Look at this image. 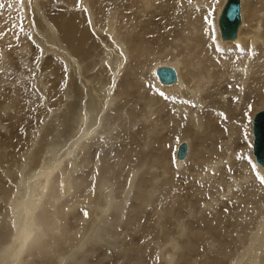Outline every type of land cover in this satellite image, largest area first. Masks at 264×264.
Wrapping results in <instances>:
<instances>
[{"label":"bare ground","instance_id":"bare-ground-1","mask_svg":"<svg viewBox=\"0 0 264 264\" xmlns=\"http://www.w3.org/2000/svg\"><path fill=\"white\" fill-rule=\"evenodd\" d=\"M24 1L28 5L33 4L37 9L40 22L45 25L44 30H38L37 25L33 26L35 21L32 17L35 13L30 11L31 14H28L26 11L24 14L21 12L26 28L36 29L37 34L35 35L44 48L43 52L48 50L51 54L58 55L68 65L67 78L69 82L63 91L67 94L69 102L65 104L63 113L59 111L60 118L54 119L59 121L61 118L66 119L68 124L65 128L67 127L66 131L70 133L64 135L63 130V134L57 135V140L60 139V141L53 145L50 143L51 148H48L49 143H46V146L41 148L38 146L29 153L27 165L38 162V159L41 160L46 153L52 157L45 160L46 163L50 162L49 165L40 163L38 164L39 168L36 165L33 166L30 176L29 173H24L27 169L26 164H21L20 159L13 155V151L10 152V144L16 137H20L19 129L22 133V138H19L21 141L17 139L19 144L29 143L32 140L31 136H33L34 127L37 124H35V120L23 119L24 114L26 117L30 115V109L27 108L25 112L23 106H33L35 95L32 85L36 82V77L38 76L40 80H37L35 86L38 85L44 92L48 88L51 93L50 95L49 91L45 92L48 100L46 102L48 105L46 103L45 105L50 107L52 100L58 101V94L63 91L57 93L56 80L46 77L55 75L58 80L63 71V65L59 66L48 57L47 60L40 58L41 63H34L33 66L29 61L30 53L35 52L33 41L27 42V39L18 33L15 22H9L7 19L1 20L0 26L2 27L4 24V27L0 29V38L2 37L0 45L4 49L17 45L16 53L20 56L19 60L23 65V69L16 72V77L11 78L10 72L15 71V68L3 49L0 51V57L2 56V60L0 59V72H2L0 85L8 84L15 87V93L10 90L8 95L4 90L0 95L1 191L11 192L10 190L13 188L11 185L17 182L18 173L23 172L24 174L18 181L21 190L18 194L15 193L12 198V208L16 210V236L8 246L0 245V264H36L30 262V259L33 257L34 247L41 241L40 237L48 236L44 225H48L45 218L49 213L43 210L39 212L38 205L41 204L43 197H51L53 194L50 195V192L55 193L60 187V181H57L55 176L61 168L63 170L66 159L70 160L74 166L71 173L77 169L78 174L76 175L75 171L74 176L71 177L70 172L66 173L68 176L64 177L66 183V186L63 184L64 189L71 190L75 186L86 192H83L84 197L90 201L93 200L91 201L93 202L92 207L88 204V217H99V222H97V229L92 232L93 234L89 238L87 237V244L72 251L67 257L60 258L58 264H92L93 260L90 257L96 253V250L91 249L90 242L92 239L97 241L105 223L114 225L117 231L108 239L123 241L122 246L117 244L122 248L119 253L123 251L118 255V264H148L147 250L149 246L143 248L142 241L147 244L146 241L155 235L154 228L147 229L145 226L148 219L147 205L155 190L154 188L152 192L147 190V186L141 180L142 177L139 176L141 167L135 168L133 172L136 177L140 178L135 185V195L130 198L131 204L127 205L128 200L127 202L122 201L123 207L121 201L116 204L114 187L117 184V179L120 178L117 175L118 171L123 170V167H116V169L112 161L117 157L115 161L121 160L123 163L122 160H127L131 150L128 148L120 151L114 147L116 156H110L109 150L107 151V149H112L109 145H115L113 139L117 138L118 133L114 131L121 126L127 127L129 124L126 129L131 133L140 118L144 122L140 126L144 128L145 131H143L146 132V135L149 134L148 138L152 135L158 140L161 129L173 128L176 133L181 131V140L186 139L185 141L188 143L185 157L180 158L179 145L175 146L177 143L174 142V148L177 147V150L176 153L175 149L170 153L172 168L166 161L168 153L165 154L163 149L155 161L158 164V169L169 168V171L179 172L181 175L183 168H186L187 172L184 177L188 175L194 184V191L196 189L198 191V193H190V195L197 199L193 200L194 197L192 199L189 196L187 198L190 201L181 198L180 202L177 196H180L181 193L177 192L175 195L177 190L173 189L177 184L173 182L174 180L169 179L166 180V188L169 187L168 193L166 192L168 194L167 207H162L164 209L161 211L156 208L155 211L153 208L150 209L157 217L154 220L155 225L158 226L161 221L163 223L161 231H159L161 236L170 239L174 245L176 243V254L183 252L182 263H179L178 259L177 264H192L193 261L196 264L195 261L199 256H195L193 252L199 251L201 244L208 241L206 238L217 236V234H219L218 238H226L225 232L228 228L226 226L236 224L239 226V231H236L237 240L243 243L242 246L240 245V250L235 253L237 258H230L231 262L229 260L228 264H264V190L257 188L264 180L262 159V155H264V108L256 111L264 106V0H241V22L237 37L234 39L223 38L219 25V17L227 0H82L81 7L83 6L84 13L81 14L71 10L75 5L64 1L60 3V6L65 7L64 10H61L65 13H58L60 11L57 10L52 12V16L48 7L44 5V0ZM0 5H4L2 8L0 7V11L5 12L11 11L14 5L18 6L14 11L25 9L22 3H13V0H0ZM122 6L126 7V13L123 15L120 14ZM212 13L213 15H211ZM254 20L258 21V25L261 22L262 24L255 31L251 30L253 31L251 34H247L245 28ZM33 33L34 31L32 35ZM91 35L94 37L93 40L96 39L99 44L90 42ZM30 37L34 40V36ZM154 37L157 44L153 42ZM94 54L97 55L94 57ZM89 58L94 60H89ZM43 61L45 63L42 65ZM85 61L91 62V64L85 66ZM159 66L173 67L177 73V80L167 82L163 79L160 74H157ZM97 67L98 71L95 70ZM139 69H142V74H144L143 71H146V76H141L140 79L135 77L136 72L140 71ZM27 70H29V74ZM89 70L96 71L90 78L92 81L98 80V83H92L87 77L86 72L88 73ZM36 73L38 74L36 75ZM109 74L113 75L109 82L105 83L104 80H101L104 75ZM41 75L43 76L41 77ZM143 78H146L145 81H142ZM17 82L20 84L16 85ZM155 87L163 89V91L159 92ZM133 88L136 89V93L132 91ZM121 97H123V102L120 101ZM137 98L141 103L136 100ZM139 105L142 109H136ZM113 110H116V113ZM70 120L73 121L71 127ZM148 121L149 123H146ZM18 124L21 127H18ZM51 127L52 124L44 125L41 130L43 131L42 135L45 133L44 137L49 135ZM257 128L260 131L259 140ZM102 134H106L107 139L101 140ZM120 134L119 136H121ZM121 137L123 138L125 135ZM127 138L129 139V136ZM92 143L97 145V150H91L90 144ZM104 144H108L107 149ZM120 144L122 147V143ZM97 152L99 153L98 157ZM14 153L16 154L15 150ZM173 153L176 154L175 161ZM78 160L80 163H75ZM96 170L100 176L98 178L99 185L95 193L91 194L89 178L94 175ZM79 172L81 173L79 174ZM213 182H218L215 183L218 186L225 185L223 191L226 192L227 197L236 198L237 206L234 201L233 204L236 208L231 207L234 209L228 214L230 218L225 215L220 199L222 196L219 198L217 194V198L216 193L214 195L211 192L213 195L211 198L210 191H212ZM206 184H209V187H207V191H204L201 186ZM137 185H139L138 188ZM105 190L108 193L102 195ZM184 190L190 192L191 188ZM22 195V199L17 197H22ZM129 196L126 195V197ZM104 200L108 202L104 203ZM182 200L186 201L182 202ZM199 201H206L209 206L203 204L202 207L201 203L197 205ZM47 203L48 201L45 202V206ZM103 204H110L112 207L109 206L108 210L102 212ZM255 207L258 214L254 213ZM37 210L44 217L37 218L38 221L35 220ZM183 210L187 213V219H184L186 214H183ZM179 211L181 213L178 214ZM101 212L104 213L103 216L100 214ZM110 216H112V221H108ZM122 219L126 226H123L124 228L120 225ZM50 222L58 227L56 219L54 221L50 219ZM175 222L176 233L171 229ZM202 222L203 225L200 227ZM247 224L250 231L245 236V233L240 230L246 229ZM119 227H121V232L118 231ZM36 229L42 230L43 233L33 234ZM115 229L111 231L114 232ZM135 234H139V245L133 244L132 237ZM180 236L185 237V243L180 241ZM209 240L212 239L209 237ZM229 244L228 246H231ZM111 247L106 246L103 249L104 252L107 253L108 248ZM213 247L215 248V246ZM219 248L223 247L219 246ZM61 249L66 248L59 246L56 252H64ZM43 254H41V262L37 264H49V259L54 258H47L46 253ZM103 255L105 254L103 253ZM164 255L165 253L162 264L166 258ZM203 256L205 255L203 254ZM132 257L134 262H131ZM135 257L136 259H134ZM170 263L171 261H168V264Z\"/></svg>","mask_w":264,"mask_h":264},{"label":"rangeland","instance_id":"rangeland-1","mask_svg":"<svg viewBox=\"0 0 264 264\" xmlns=\"http://www.w3.org/2000/svg\"><path fill=\"white\" fill-rule=\"evenodd\" d=\"M15 1L18 4H21V0H18V1L17 0H13V3H16ZM64 1L66 3H68V4H70V5H75L74 8L71 9L72 11L80 12V14L84 13L83 6L81 7L82 0H44V2H45L44 5L46 7H48V9L50 10V15L52 16V12H56L57 10L60 11L58 13H65V11H61V10H64L65 7L60 6L61 5L60 3L64 2ZM22 4L25 6L24 7L25 9H23L21 7L22 8L21 11L18 10L20 13L18 11H14V9L18 7V6L16 7L15 5L12 6V10L11 11L10 10L7 11V12L0 11V23H1V20L5 21L6 19L9 22H15V28L18 31V33H20L22 37H25L27 39V42L30 43V42L33 41L32 43H33V47L35 48V52L34 53L31 52L30 53V57H29V61L31 62V64L33 66H34V63H41L40 60H39L40 58H43L44 60H47L48 57H50V59L53 60L59 66L62 67V65H63V68H62L63 71L61 73V76L58 77V80L56 79L55 75L53 77H46L47 79L50 78L51 80H56V82H57L56 83V92L57 93L60 92V91H63L67 87L68 82H69V80L67 78L68 77L67 76L68 75V73H67L68 72V65L65 63V61L61 60V58L58 55L51 54V52H49L48 50L46 52H43L44 48L42 47V44L40 42H38V38L35 35V34H37L36 33L37 31H35L36 29L32 28L33 31H34V33L32 35L33 31H32L31 28H28V29L26 28L25 22H24V18L21 16V12H22V14H24V12H26V11H28V14L30 13V11L35 13V14H33L32 18H33V21H35L36 23L34 22L33 26L35 25L34 27H36V25H37L38 30L39 29L44 30L43 27H45V25L42 24V22H40V18L37 15V9L33 6V4L30 3L28 5V4L25 3V1ZM23 5H21V6H23ZM2 6H4V5H0L1 8H2ZM125 13H126V7L122 6V8L120 9V14L123 15ZM211 15H213V13ZM210 21H211V19H210ZM257 22L258 21L254 20V21H252L250 23L251 26L249 25V26H247L245 28L247 34H251L253 32L251 30L255 31L256 28L260 27L262 22H261V24L259 23V25L257 24ZM83 24H84V22H83ZM3 27H4V24H3L2 27L0 26V29L3 28ZM248 27H249V29H247ZM29 30L32 31V32H30ZM30 36H34V40ZM0 39H2V37ZM93 39H94V37L92 36L90 42L92 41V42H95L96 44H99L96 39L95 40H93ZM153 42H154V44H157V40H156L155 37L153 39ZM234 43L236 44L238 42H234ZM2 49H3V52H5L9 56V59L12 61V64H13V66L15 68V71H11L10 75H11V78H15L16 75H17L16 72L18 70H22L23 69V65L21 64L22 61L19 60L20 56H18L17 53H16L18 47H17V45H15V47L5 48V49H7V50H5L4 47L0 45V51ZM40 55H41V57H40ZM95 55H97V54H94V57H95ZM0 59L2 60V56L0 57ZM90 59L94 60L93 58H89V60ZM44 63H45V61H43L42 65ZM84 64H85V66H89L88 64H91V62L88 63L87 61H85ZM103 67H104V64H103ZM159 67H161V66H159ZM95 70L98 71L99 70L98 67ZM139 70L140 71L136 72V76L135 77L138 78V79H140L141 76L145 77L146 76V74H145L146 71H143V73L145 74L144 75V74L141 73L142 69H139ZM95 72L96 71H94V70H89L88 73L86 72V75H87L88 78H90V77H92L91 76L92 73H95ZM27 73L29 74V70H27ZM0 74H2V72H0ZM37 74L38 73H36V75ZM110 75L111 74H109L107 76L104 75V77L102 76L103 78H101V80H104L105 83L109 82L110 78L113 76V75L112 76H110ZM42 76L43 75H41V77ZM156 77H157V75H156ZM144 79H146V78H143L142 81H145ZM37 80L38 81L40 80V79H38V76L36 77V82H35L36 84L38 82ZM90 80H91V78H90ZM158 80H159V78H158ZM111 81H112V79H111ZM91 82L95 84V83H98V80L97 81H95V80L92 81L91 80ZM159 82H160V80H159ZM35 83H34V85H32V89H33V92H34V95H35V100L33 102V106L32 107H29L28 105L26 107L23 106V109H24L25 112L27 111V108L30 109V115H28L26 117V114H24L23 115L24 116L23 119L26 118L27 120H30V121L35 120V124H37L34 127V134H33V136H31L32 140L29 143L22 142L21 144H19L20 143L19 141H21V140H19V138L20 137L22 138V133H21V131L19 129L20 137H16L13 140V142L10 144V149H9L10 152L13 151V155L16 156L17 158H19L20 159L19 161L23 165H25L26 162L28 161L29 153L32 152L34 149H36L38 146L41 148L42 146L43 147L46 146V143H49L48 148H51L50 143L53 145L54 143L60 141V139L57 140V135L59 136V135L63 134L62 133L63 130L65 132L64 135H66V134L69 135V133H70V132L66 131L67 127L65 128V126H67V124H68L66 119L61 118V120L63 119L62 121L54 119V118H58V119L60 118L59 111L62 112V113L64 112L65 104L67 102H69L68 101L69 99H67V94H65L64 91L59 93L58 94L59 100L58 101H53L52 100V103H51L52 107L51 106L47 107L46 105H48V104L46 102H48V100L46 99L45 92L47 93V91H49V89L46 88V91L44 92V91L40 90L38 85H37L38 87L35 86ZM19 84H20V82H17L16 85H19ZM145 85H146V83H145ZM164 85H168V84H164ZM48 87H51V85H48ZM145 87L147 88V85ZM156 89L159 92L163 91V89H158V88H156ZM4 90L7 91V94H8V92L10 90L15 93V87H13L11 85H8V84H6L5 86H1L0 85V95H1V93ZM153 90H154V88H153ZM132 91L136 93V89L135 88H133ZM49 94L51 95L50 91H49ZM50 95H49V97H50ZM25 98H27V97H25ZM121 99L122 100H120V101L123 102L124 101L123 97H121ZM136 100H138V98ZM138 101L140 102V100H138ZM45 103H46V105H45ZM140 106L141 105L137 106L136 109H139V108L142 109V107H140ZM262 108H264V106L258 108L256 111H258V110H260ZM40 111H41V113H40ZM113 111H115L114 113H116V110H113ZM138 111H140V110H138ZM43 114H45V115H43ZM56 114H57V117H55ZM142 120L143 119H141V118H140V120L138 119L137 123H135L136 125L133 128L134 130L131 133H130V131L128 129H126V128H128L129 124H128L127 127L126 126H121L118 129H116L117 131L115 130L114 132L115 133L117 132L118 136H117V138L113 139L115 145H113V146L109 145V147H112V149H107L108 144H104L106 146L105 148L107 149V151L109 150L108 152L110 153V156H116L117 155V154L115 155L116 150H113L114 147H115V149L116 148L120 149V151L121 150H126L128 148H129V150H131V154H129V157L127 158V160L126 159L122 160L123 163L121 162V160H116L115 161V159H117V157L116 158L114 157L115 159L113 158L114 161H112V162H114V163H112V164L115 165V168L116 167L120 168V166L123 167V170L118 171L117 175H119L120 178L117 179V184L114 187V189H115L114 196L116 197L117 201H115L116 200L115 198L113 200L116 202V204L121 201V206L122 207L124 206L122 204V201L124 200V201L127 202V200H128L127 205L129 206L131 204L130 198L133 195H135L136 182H137V180H139L140 177H142L141 180L144 183V185L147 186V188H148L147 190H150L151 192L153 191L152 190L153 188L155 190L153 195H151L150 203L147 205L148 206V210H147L148 219H147V222L145 223V226H146L147 229L148 228H154L155 229V233H154L155 235L152 236L151 239L146 241L147 244H145L142 241V247L143 248H146L147 245L149 246V249L147 250L148 264H162V261H163L162 259H163V254L164 253H165L164 256L166 257V258H164V264H168V261L169 262L171 261L170 264H172V263L173 264H177L178 259H179V263H182V254H183V252H179L178 254H176V243L174 245V243L170 239H168V238L165 239V238H163L161 236V233L159 231H161L163 223L161 221V222H159L158 226L155 225L154 220L157 219V217H156L155 214H153L154 212H151L150 209L153 208L154 211H155V208H156L159 211H161L162 209L167 207V204H168V200H167L168 199L167 198L168 194L167 193H168L169 187L167 186V188H166V185H167V181L166 180H169V179L174 180L173 182L178 185V186L175 185L177 188L173 187V189H174V191L177 190L175 192V195H176L177 192H178V194L181 193L180 196H177L178 197L177 199H179L180 202H181V198L188 200L187 197H189V196H190V198L194 197V199L192 198L193 200L197 199L195 196H193V195L191 196L190 195V193H198V191H197V189L194 191V184L190 181V177H188V175H186L184 177L185 173L187 172V170L185 171L186 168H183V173L181 175V173H179V172L177 173L175 171H172L171 169H170L171 171H169V168H167V169H165V168L164 169L163 168L162 169L161 168L158 169L159 168L158 164L155 161V159L160 155V151H162V149H163L165 154L168 153L167 157L165 156L166 157V161L168 162V165L172 168V166H171L172 164L170 165V156H171L170 153L172 151H174V149H175L174 148V144L177 143V144H175V146L180 145L186 139L185 140H181L182 139L181 138V136H182L181 131H178L179 133L178 132L176 133L175 129H173V128H163V129H161L158 140H157L156 137H154L152 135L148 138L149 134L146 135L145 134L146 132L144 133V131H145L144 128H141L142 124L144 123ZM146 123H149V121L146 122ZM45 124H46V126H49L50 124H52V127L50 129L51 133L49 132V135L47 137H44L43 135L45 133H43V135H42L43 131H41ZM72 124H73V121L70 120V127L72 126ZM140 124H141V126H140ZM17 126L21 127L20 124H18ZM125 131H126V133H125ZM119 134L121 136L125 135V137L122 138L121 136H119ZM127 135L129 136V139L127 138L128 137ZM105 136H106V134H102L100 139L101 140L107 139V137H105ZM130 137H131L132 141L130 140ZM139 137L142 138V139H140ZM134 138H135V141H133ZM144 138H146V139H144ZM17 139L19 141H17ZM174 139H175V141H174ZM165 142H167V143L164 144ZM185 142H187V141H185ZM101 143H102V141H101ZM120 143H122V147H121ZM137 144H138V146H137ZM90 145H91V150L92 151H93V149L97 150L96 149L97 148L96 144L92 143ZM141 146H142V148H140ZM187 146H188V143H187ZM177 147L175 149V153H176ZM14 150L16 151V154L14 153ZM132 150H134V151H132ZM175 153L172 154L174 161L176 160L175 159V157H176ZM19 154H20V156L21 155L22 156L20 157ZM253 155H254V153H253ZM98 156H99V153L97 152V157ZM131 156H132V158H131ZM46 158H52V157L48 153H46V155L41 160L38 159V162L36 161V163H31V164H28V165L26 164L27 169H26V171L24 173H27V174L29 173L28 175L30 176L31 175V173H30L31 171L30 170H31V168L33 166L36 165L38 167L39 166L38 164H40V163H42L43 165H45V164L49 165L50 162H48L49 164L46 163V161H45ZM79 159H81V158L79 157ZM95 160H98V158H95ZM117 161H119V163H116ZM174 161H173V163H174ZM75 163H80V161L78 160ZM63 165H64L63 166V170L61 168V170L58 171L56 173V176H55V179L57 181H60L59 182V184H60L59 186L60 187L58 189L56 188L57 190L55 191V193L50 192V195L53 194L52 195L53 198H52V196L51 197L49 196V198L43 197L41 199V204L38 205L39 212L42 211V210L49 212L46 215V218H45V220L48 223V225H44V230H47L48 236H41L40 237L41 241H39L40 244L38 243L37 246L34 247V249H33V257L30 259V262H32V263H36V264L40 263L41 262V256H42L41 254L44 253L43 255H45V253H46L47 258L54 257L53 259L51 258L52 261H51V259H49L50 260L49 264H58L59 263L58 260H60V258L67 257L68 255H70V253L72 251L77 250V248L84 247L85 244H87V241H88L87 237L89 238L93 234L92 232L97 229V222H99V217L89 218L88 217V213H87V210H89V206H91V207L93 206V202H91L93 200L91 199V201H90L88 198H85L84 194H83L84 191H82L81 188L79 189V187H75L74 186V188L73 189L71 188V190H69L68 188L64 189V185L63 184H65V186H66L64 177L68 176V174H66L67 172H70V173L72 172V170L74 169V166H72V163H70V160H67V159H66V161H64ZM139 167H141V172L139 174L140 177H138V176L136 177L135 173L133 172V170L135 168H139ZM185 167H186V165H185ZM87 171H88V169H87ZM74 172L70 174L71 177L74 176ZM76 172H75V174L77 175L78 172L77 173ZM90 172H92V169H90ZM24 173L23 172L18 173L20 178L17 175V182L14 183L13 185H11L13 187L10 190L11 192H3L0 189V241H1L0 245L3 244L5 246H8L10 244V242L16 236V224H17L16 219H15L16 210H13V208H12V204H13L12 198L15 196V193L18 194V192H20V190H21V187L19 186L20 182H18V181L22 178V175ZM80 173L81 172H79V174ZM98 174H99V172H98V170H96L94 172L95 176L93 175V176H90V178H89V182L91 181V186L89 187L90 188L89 190H90L91 194L95 193L96 189H98V185H99L98 178L100 177V176H98ZM180 175H181L182 178L180 177ZM134 178H136V179H134ZM177 180H179L180 182H178ZM198 180L200 181V179H198ZM216 180H218V178H216ZM182 181H183V183H182ZM215 183L217 184L218 182H215ZM215 183L211 187L212 191H210V193L212 192L214 195L216 193L215 196L217 198H218V196H219V198H220V196H222L220 199H221V202L223 203V206H224V212H225V215L227 217H229L228 214L230 213V211L232 209L236 208V206H237V203H236L237 201H235L236 198L235 197H227L226 192L223 191L224 190L223 186H225V185L222 184V185L218 186ZM201 184H203V183L201 182ZM180 185H182V186H180ZM1 186H2V181L0 182V187ZM62 186H63V189H62ZM138 187H139V185H137V188ZM189 187L191 188V191L189 190L190 192H186L188 190H184V189L185 188H189ZM207 187H209V184H206L205 186H201V188L204 191L205 190L207 191V189H208ZM217 188H219L218 192H217ZM257 188L258 189L262 188L261 190H264V180L261 182V185H259ZM202 189H201V191H202ZM214 189H215V191H214ZM105 191L103 192L102 195H105V194L108 193L107 190H105ZM129 191H130V193H129ZM126 192H128L127 194L130 195L129 197H126V195H127ZM84 193H86V192H84ZM212 193H211V198L213 196ZM47 194H48V192H47ZM217 194H218V196H217ZM20 196H17V197L22 199L23 195H22V197H20ZM90 197H91V195H90ZM19 198H18V200H19ZM156 198H157V200H156ZM161 199H164V200H161ZM50 200H51V202H49ZM231 200H233V201H231ZM47 201H48V203L45 206V202H47ZM184 201H186V200H182V202H184ZM188 201H190V200H188ZM87 202H89V203H87ZM105 202L107 203L108 201L104 200V203ZM205 202L206 201H201V202L199 201V202H197V205H199L201 203L202 207H203V204H204V206H209V204L207 202L206 203ZM233 202L236 203V206H235V204H233ZM144 203H145V201H144ZM88 204H89V206H88ZM205 204H208V205H205ZM109 206L112 207L110 204H107V205L103 204L102 205V207H103L102 212H104L106 209L108 210V208H110ZM162 207H164V208H162ZM231 207H234V208L231 209ZM206 209H208V208H206ZM255 209L256 210L254 211V213L258 214V210H257L256 207H255ZM185 210H186V208H185ZM185 210H183V214H186L184 216V219H187V213H186ZM39 212H38V210L36 211V214H35L36 215V218H35L36 221H38L37 218L38 219L39 218H41V219L44 218L42 215H40ZM102 212L100 214H102V216H103L104 213H102ZM21 213H23V212H21ZM179 213H181V211H179L178 214ZM50 219H51V221L52 220L54 221L56 219L58 221V227H56V224H53V222H50ZM34 221H33V224H34ZM108 221H112V216L109 217ZM121 223H120L121 227L125 226L124 225L125 224L124 223V219L121 220ZM98 224H100V223H98ZM175 224H176V222L172 224L171 229H172L173 232L176 233ZM202 225H203V222L200 224V227H202ZM247 226L248 227L246 229L240 230V231H243L242 233H245L244 234L245 236H247V234L250 231L248 224H247ZM121 227L118 228V231H120V232H121V229H120ZM226 227H228V228H226L225 235L227 237L226 238L224 237L225 239L223 237H221V238H223L222 240H221L220 237L218 238L219 234H217V236H213V237L209 236L210 239H212V240H209V237H207L206 240H208V241H204L201 244L198 252H193L192 251L193 254H195V256L196 255L199 256V258L195 261L196 264H209V263L210 264H218V263L222 264V262H223V264H228L229 263L228 261L230 260V258H234V257L237 258V255H235V253H237L240 250V248L242 246V243H243L242 241L237 240V237H236L237 236V232L239 231V229H238L239 226L236 224V225H231V226H226ZM112 229H115L114 225H110V223H108V224L105 223L102 226V230H101V233H100L99 238L97 239V241H95L96 239H92L91 242L89 241L90 245H91V249H93L94 251L96 250V253L93 256L90 257L93 260L92 264H118L119 263V262H117L118 255L123 253V251L121 253H119V251L122 250V248L119 247V246H122V242L123 241L116 240V239H108V237H112V235H115L117 233L116 229H115L114 232L111 231ZM245 230H248V231H245ZM41 231L42 230H40V229H36L35 231H33V234H38L39 235ZM135 231L137 233V230H135ZM41 233H43V232H41ZM103 234H104V237H103ZM84 237H85L86 240L84 239ZM138 237H139V234L138 235L135 234L132 237L133 242H134L133 244H135V245H139L140 244V241H139ZM130 238H131V236H130ZM180 238H181L180 239L181 242L185 241V237L180 236ZM225 240H227V241H225ZM214 242H215V244H214ZM232 242H234V243H232ZM229 243H232V244H229ZM244 243L246 244L245 241H244ZM228 244L233 246V247L228 246ZM170 245H172V246H170ZM59 246L66 248V249H61V250H64V252H61V253H57L56 252ZM106 246H110V247L112 246L111 248H108L109 250H107V253L104 252V250H103V249H105ZM213 246H215V248ZM219 246L223 247V248L220 249ZM45 248H46V250H45ZM164 248H165L166 251L164 250ZM227 249H229V251H226ZM230 249H231V251H230ZM207 250H209V251H207ZM103 253L105 255H103ZM210 253H212V254H210ZM229 253H230V255H229ZM53 254H54V256H53ZM203 254L205 256L207 255V258H205V256H203ZM139 256L141 257V254H139ZM227 256H229V257H227ZM140 257H139V259H140ZM218 257H219V259H218ZM134 259H136V257ZM220 259H222V260H220ZM85 260L87 261V259H85ZM131 262H134L133 261V257L131 258ZM230 262H231V260H230ZM192 264H194V261H193Z\"/></svg>","mask_w":264,"mask_h":264},{"label":"water","instance_id":"water-1","mask_svg":"<svg viewBox=\"0 0 264 264\" xmlns=\"http://www.w3.org/2000/svg\"><path fill=\"white\" fill-rule=\"evenodd\" d=\"M241 22V0H227L224 9L219 17V25L223 38L234 39L237 37L238 28ZM158 75L165 79L167 82L177 80V73L173 67L162 66L157 70ZM255 132V130H253ZM257 138H260V131L257 128ZM255 134V133H254ZM257 140V142H258ZM187 142L183 141L179 147V157L184 158L187 153ZM256 151V150H255ZM264 151V150H263ZM258 154V147H257ZM264 153V152H263ZM264 163V155H262Z\"/></svg>","mask_w":264,"mask_h":264},{"label":"snow or ice","instance_id":"snow-or-ice-1","mask_svg":"<svg viewBox=\"0 0 264 264\" xmlns=\"http://www.w3.org/2000/svg\"><path fill=\"white\" fill-rule=\"evenodd\" d=\"M21 3H23V0H21ZM11 47V46H10Z\"/></svg>","mask_w":264,"mask_h":264}]
</instances>
